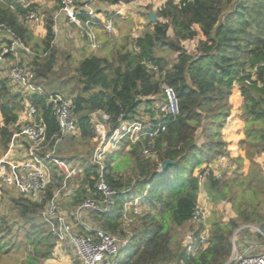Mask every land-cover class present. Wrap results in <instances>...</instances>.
Here are the masks:
<instances>
[{
    "label": "trees",
    "instance_id": "obj_1",
    "mask_svg": "<svg viewBox=\"0 0 264 264\" xmlns=\"http://www.w3.org/2000/svg\"><path fill=\"white\" fill-rule=\"evenodd\" d=\"M100 1L112 6L131 0ZM23 11L21 0H0V21L32 51L50 50L48 56L26 54L23 58L33 82L43 86L45 93L24 94L0 62V157L21 133L23 116L30 106L36 107L45 119L50 150L59 137L60 126L48 94L71 97L76 105L78 133L68 138L80 135V140L72 144L71 158L56 156L85 165L90 183L87 190L83 188L82 199L77 189L75 199L79 203L89 196L99 197L96 182L91 179L98 175V167L78 156L81 147L96 135L92 114L107 116L110 132L121 120L142 121L147 116L150 130L161 125L159 132L135 143L125 138L122 149L112 152L106 164V179L117 191L114 208L110 212H92L98 226L122 237L128 235L125 214L130 212L133 218L129 241L112 258L113 264H225L233 254V236L241 226L239 232L248 233L249 226L256 227L260 232L255 238L264 241V160L256 161L257 156L264 159V65L257 67L264 63V0H193L187 5L167 0L157 9L158 20L153 28L138 38L140 51H135L128 40L113 57L92 53L58 88L52 78L58 49L53 45L56 34L51 14L41 23L46 34L39 43L28 23L20 18ZM189 41H196L194 49L183 44ZM8 57L10 61L12 56ZM72 81L74 85L65 92ZM164 84L174 89L180 109L176 115L159 118L167 99ZM236 95L243 102L241 119L245 123L244 132L237 135L242 137L240 147L248 149L245 157L239 152L235 158L244 170L241 172L239 167L231 178H222L218 158L238 152L235 141L226 140L224 133ZM150 143L154 148L145 154ZM24 146L28 144L24 142ZM123 154L131 171L129 176H116L114 171L120 165L112 161ZM167 159L174 163L160 169ZM48 164L55 169L53 163ZM206 171L203 183L216 189L215 204L223 199L230 201L238 217L217 221L207 243L194 254L183 246L178 229L190 228L197 240L205 231L206 225H196L191 220L200 203L199 175ZM61 180L55 173L39 200L24 195L10 199V209L0 213V256L23 250L28 256L22 264H40L51 255L57 240L41 213ZM138 197L148 202L149 210L134 214L131 207L126 213V204Z\"/></svg>",
    "mask_w": 264,
    "mask_h": 264
},
{
    "label": "built area",
    "instance_id": "obj_2",
    "mask_svg": "<svg viewBox=\"0 0 264 264\" xmlns=\"http://www.w3.org/2000/svg\"><path fill=\"white\" fill-rule=\"evenodd\" d=\"M191 1L193 0H175L176 3L182 5H187ZM49 4L52 10L51 19L56 37H58L63 25L72 27L76 34L70 30L71 36L76 37L75 40L78 42L82 40L88 48L94 51L101 46L98 26L101 25L104 32L109 36L114 35L115 20L127 12L126 8L129 5V3L122 1L117 5L105 6L100 0H21V7L24 11L20 14V18L28 24H41L47 16L45 8ZM107 11L109 12L108 17H106ZM140 35H133V39H131L132 48L135 51H140L137 44ZM49 53L50 50L43 53L32 51L5 22L0 21V62L8 69L7 72L14 85L24 94L45 93L44 87L34 83L31 74L28 73L27 61L23 59L25 58L24 55L48 56ZM8 55L12 56L10 61ZM261 65L264 63L258 64L257 67ZM151 69L157 70V67L151 66ZM163 90L167 99L161 106L159 118L176 115L180 109L174 89L164 84ZM48 102L53 106L54 114L60 126L59 137L54 146L44 155L40 154L44 146L49 144L47 142V124L38 109L30 106L22 124V134L28 144L25 147V156L20 162L0 159V182L9 187H15L20 195L39 200L50 183L48 162L53 163L63 176V181L41 213L45 223L58 243L72 246L81 264H113L112 258L128 243L131 236L130 232L125 229L128 235L123 237L109 233L102 227L92 224L88 216L92 212H110L114 208L117 191L106 179L107 168L104 158L107 152L118 149L125 138H129L131 142L135 143L140 138L157 134L161 125L152 132L147 122L133 121L127 123L120 121L114 131L103 137L88 160L91 165L98 167V175L94 177V180L99 197L89 196L79 202L74 213L75 220H72L68 211L61 206L59 198L62 196L63 190L69 198L73 199L78 195V191L71 186L70 189L69 185L75 177L84 173L85 166H83L82 161L72 164L60 159L56 156V152L58 145L65 138L78 133L75 119L76 105L71 97L56 92L48 94ZM98 114H92L94 121L103 123L104 120L108 119L104 114H99V116ZM162 130H165L164 126H162ZM153 148L154 144L150 143L145 148L144 153H150ZM160 169H162L161 164ZM208 172L199 175L201 184H203ZM136 202L137 199L135 204L134 202L126 204V213L130 210L129 208L133 207L134 214H140ZM208 214V209L199 203L193 211L191 221L196 225H206ZM126 217L127 214H125ZM208 236L207 225L199 240L196 239L193 232L189 231L184 237L185 245L189 251L195 254L200 245L204 246L207 243ZM235 238V249L225 264H264L263 243L248 239L244 242L245 244L240 246L241 250H239L235 244Z\"/></svg>",
    "mask_w": 264,
    "mask_h": 264
},
{
    "label": "rangeland",
    "instance_id": "obj_3",
    "mask_svg": "<svg viewBox=\"0 0 264 264\" xmlns=\"http://www.w3.org/2000/svg\"><path fill=\"white\" fill-rule=\"evenodd\" d=\"M167 0H131L129 2V5L127 6V12H125L122 16H119L116 18L115 21V34L109 36L106 32H104L103 27L100 25L98 26V29L103 31L104 37H106L108 40L104 44V49L100 50H92L90 48H86L84 53H81V47H83L81 44L83 42H78L76 41V37H61L58 35V37L55 38L54 42L56 45V48L58 49L57 53V63L55 66L56 73L52 76L54 80L55 86L58 88L61 86L60 84L62 83L63 80H67L74 72V68L77 67L82 58L86 57L92 53H96L97 55L100 56H108V57H113L115 52L121 48L128 40L131 41L133 39V35L136 34H141L145 31L151 30L153 28L154 24L151 22L150 19V13L157 12V9L164 5ZM45 11L47 13V16L51 14V7L50 4L49 6L45 8ZM158 20V19H157ZM157 22V21H156ZM155 22V23H156ZM31 30L34 33L35 36V41L41 43L42 39L45 37L46 30L43 24H28ZM70 30H73L72 33L76 34L75 30L71 27ZM169 33L172 35L173 32L170 30ZM66 34V33H65ZM184 45H186L190 50L195 48L196 41H189V42H184ZM70 56V57H69ZM65 82V81H64ZM74 85V82H68V86L66 88L65 92H69V88H71ZM242 100L241 97H233L232 101V111L231 115L227 120V123L225 125L224 133H225V139L228 141H235V154L234 156L231 155H226V156H221L217 160V165H220L221 167V172L220 177L222 178H231L232 174L235 172V170L240 167V171L242 172L244 170V165H240L239 162L236 161V157L240 155H243L244 157L246 156V152L248 147H240V142L242 141V137H239L237 135L238 132H244L243 129L245 127L244 121L241 119V113H242ZM143 111V107H142ZM102 114V113H99ZM98 114V116H99ZM148 117L145 116L142 118V121L138 122H147L146 120ZM25 119V115L23 116V121ZM0 121H1V115H0ZM123 121V120H121ZM137 121V120H135ZM129 122V121H125ZM133 121H130L132 123ZM95 130H96V135L94 138L90 140L89 143H85L79 150L78 156H82L84 159L83 160H90V157L94 153L95 147L103 140L104 136H108L110 133L109 126L107 125L106 120L104 122H97L95 121ZM80 135L76 136L75 139L71 140L70 138H65V140L58 146V150L56 152L57 156H60L62 158H71V148L74 147L73 144L75 141H79ZM24 136L21 133L16 134L14 141L11 143L9 149L7 150L6 153L2 154L0 159H5V160H12L13 162H20L23 160V157L25 156V146H24ZM27 143V142H26ZM73 144V145H72ZM50 146V145H49ZM49 146H44V149L40 152H47L49 149ZM122 145L118 149L114 150H121ZM128 149V148H127ZM107 152L104 161L105 164H107V160L110 158L112 155V152L114 151ZM78 157L79 159H81ZM126 154L121 155L118 157L116 162L112 161V164L120 165L117 170L114 171V174L116 176H129V173L131 171L130 169V162L128 163L125 161ZM86 158V159H85ZM264 159L263 157H256V161L262 162ZM76 161V160H75ZM249 163L250 161L247 160ZM78 163V162H77ZM76 163V164H77ZM220 163V164H219ZM75 164V163H74ZM85 166V165H83ZM108 171V170H107ZM50 173V182L52 181L55 173H57L61 178L63 177L59 170L55 167L53 169L50 166L49 169ZM60 173V174H59ZM224 176V177H223ZM94 180V175L91 176ZM63 179L61 180L60 183H62ZM95 181V180H94ZM89 183L90 179L85 176V171L84 173H81L80 176L75 177L71 182L69 187H73L74 189L80 190L81 197L80 199L84 198L85 194L83 193V188L87 190L89 188ZM86 186V187H85ZM70 187V189H71ZM215 188H212L211 186L207 185L206 183H203L200 188V203L208 209L209 214L207 218V227L208 231H210L211 228H213L214 224L217 221H224L228 222L231 218H237V212L233 207V203L230 201L223 199L219 201V203L215 204L213 197H214V192ZM20 193L15 187H9L5 185L4 183L0 182V199H1V204H0V213H5V211L10 209V199L13 198L14 196H19ZM137 199V207L140 211V214H144L149 210V204L146 201H142L140 197L136 198ZM135 199V200H136ZM134 200V204H135ZM59 201L61 202V206L68 211L69 216L71 217L72 220H75V209L77 207V200L75 197L69 198L67 194H65V190H63L62 196L59 198ZM130 206V205H129ZM129 208V207H128ZM130 209V208H129ZM129 212V210H128ZM130 212L127 214L125 223H124V229L128 230L130 233L132 232L131 229V223L133 218L129 215ZM89 220L91 221L92 224L94 225H99L98 220L92 213L89 215ZM243 228V226H241ZM241 227H239L234 236L233 239L235 238V244L239 250H241V237L243 234L249 235V234H257L258 229L254 226H249L250 230L248 232H239ZM190 231V228L188 227H182L178 229V235L180 237V240L184 246L185 244V234ZM239 233V234H238ZM248 233V234H247ZM250 236V235H249ZM250 240H257L260 243L264 244V241L258 240L255 238H251ZM245 244V243H244ZM235 248H233L234 251ZM28 253L27 251L21 250V252L17 251L15 253H11L8 255H1L0 256V264H22L23 261L27 258ZM79 258L77 257L75 251L73 250L72 246L69 244H60L56 243L54 244L53 251L51 255L47 258H43L40 264H80L79 263ZM174 263H179L177 261L172 262L171 264Z\"/></svg>",
    "mask_w": 264,
    "mask_h": 264
},
{
    "label": "crops",
    "instance_id": "obj_4",
    "mask_svg": "<svg viewBox=\"0 0 264 264\" xmlns=\"http://www.w3.org/2000/svg\"><path fill=\"white\" fill-rule=\"evenodd\" d=\"M66 33V34H65ZM59 34H61L60 35V38L63 36H65L66 38L67 37H72L71 36V32H70V28H69V26H66V25H63L62 27H61V30H60V33ZM98 35H99V39H100V44H101V46H100V50H103L104 49V44L107 42V38L106 37H104V35H103V31L102 30H100V29H98ZM81 42H83L82 40H81ZM79 43H80V40H79ZM83 47H81V53L83 54L84 53V51H85V49L86 48H88L85 44H84V42H83V44H81ZM85 57H83L82 59H84ZM234 97H239L238 95H236V96H234ZM250 235V236H249ZM249 235H244V236H242L241 237V240H242V242H241V245H243V243L246 241V240H248V239H253V238H255V234H249Z\"/></svg>",
    "mask_w": 264,
    "mask_h": 264
},
{
    "label": "water",
    "instance_id": "obj_5",
    "mask_svg": "<svg viewBox=\"0 0 264 264\" xmlns=\"http://www.w3.org/2000/svg\"><path fill=\"white\" fill-rule=\"evenodd\" d=\"M150 19H151V22L155 23V22L157 21V14L154 13V12H151V13H150ZM101 120H103V119L101 118ZM172 163H174V162H172V161L169 160V159L164 160V161L162 162V164H161V167H162V169H165V168L167 167V165L172 164Z\"/></svg>",
    "mask_w": 264,
    "mask_h": 264
}]
</instances>
